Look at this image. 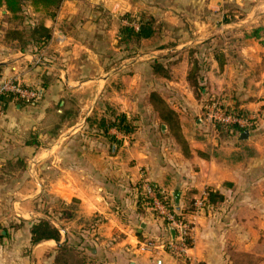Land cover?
<instances>
[{"label": "crops", "instance_id": "crops-1", "mask_svg": "<svg viewBox=\"0 0 264 264\" xmlns=\"http://www.w3.org/2000/svg\"><path fill=\"white\" fill-rule=\"evenodd\" d=\"M255 1L62 0L54 16L40 13L22 21L3 6L0 84L17 78L38 96L33 104L12 99L0 108V184H18L0 186V199L19 196L20 205L49 187L56 197L73 200L78 207L72 222L78 228L81 217L89 222L90 242L103 264H264V0ZM177 6H186V23L206 25L218 20L212 13L200 16L204 9L247 7L246 16L231 25L246 40L241 51L221 68L213 61L208 78L211 90L216 81V93L225 91L251 118L249 127L206 129L199 136L195 130L205 129L204 119L198 100L185 89L187 78L176 83L186 98L174 100L148 82L156 78L151 63L117 61L122 14L176 23L183 20ZM39 23L50 32L43 46L27 41L24 46L23 36H13V30L23 33ZM215 72L220 73L214 77ZM182 102L192 109L181 110L177 103ZM113 112L138 119L133 131L105 133L96 120ZM244 130L247 137L240 139ZM108 134L119 140L116 146ZM145 184L160 186L177 208L188 209L193 199L204 202L207 190L222 195L199 211L186 210L191 230L185 259L140 249L144 236L165 231L139 200ZM25 213L30 217L33 211ZM30 225L22 229L27 227L26 234L16 231L22 234L16 248L0 242V264H40L47 244H62L63 237L32 245ZM30 246L32 253H25Z\"/></svg>", "mask_w": 264, "mask_h": 264}, {"label": "rangeland", "instance_id": "rangeland-1", "mask_svg": "<svg viewBox=\"0 0 264 264\" xmlns=\"http://www.w3.org/2000/svg\"><path fill=\"white\" fill-rule=\"evenodd\" d=\"M20 2L21 9L18 12H9V15L13 17L12 19L22 21L26 17L30 19L33 15L40 13L42 15H47L46 10L33 6L31 0H20ZM2 7L3 6H0V9ZM246 8L245 6L242 7V9L224 7L216 10L217 13L221 12L222 16L218 15L214 10L209 9L207 12L206 9H204L199 12L200 16L212 13L210 14V18H213L212 20H218L216 23L213 22L212 24L206 25L203 23H186V6H177L176 10L180 9L179 14L183 20L176 23H168L166 21L154 23L148 21L151 22L155 31L153 35L148 38L140 41L131 40L129 43L124 44L119 40L117 34V46L121 47L122 54L120 53V58L116 60L128 59L127 61L132 60L133 62L151 63V66L156 70L157 79L149 77L148 82L150 83L151 80L153 82L155 81L156 83L153 86L157 87L159 92L164 94H167L168 91L171 95L169 97L174 98V100L184 101L183 97L186 98V94L180 93L179 91L182 87L176 83H180V79L187 78L184 84H186L188 88L185 87V89L187 93L191 91L195 101L198 100L197 104L200 105L201 112L200 117L203 119L206 116L207 107L212 102L218 100L221 101V103L219 102L218 104L228 111L239 112L247 116L244 113L245 111L234 107L230 101V96H224L223 93L225 91H222L223 93H216L220 91L216 88V81H214L215 89L211 90V88H209L208 78V71L213 61L218 63V60H221L223 64L230 63L238 52L241 51V47L246 40L243 39L244 37L236 35L237 33L235 31L237 30L231 29V25L233 24L232 22L246 16ZM262 9L263 7L260 8V10ZM175 13L177 14L178 10L175 11ZM235 15H237V18ZM121 16V25H131L134 28H137L139 21H146L145 18H140L137 15L122 14ZM121 25L117 32H119ZM21 40L26 41L27 39L24 36ZM129 66L130 64L126 67L128 68ZM192 67L193 74H195L194 76L198 83L197 87L192 86L188 77H186V73L188 75ZM219 73L220 72H215L213 76L216 77ZM177 105L182 106L184 109L181 110L183 111H186L188 108L192 109L189 104L184 102L177 103ZM127 118L133 126L136 125L135 121H138V119H133L132 116ZM203 127L205 128L204 130L196 129L195 134L202 136L206 129H213L215 132H218L217 130H219V128L226 129L223 125L214 124L213 126L209 121L205 120H203ZM155 128H159V123L155 125ZM2 185L5 188L13 189V187H16L18 184L7 182L0 184V186ZM49 189L50 188L47 187V191L41 192L39 198L22 199L23 201L20 205L18 203L20 200L19 196L0 199V228L1 230L4 228L6 232H8V236L2 238L0 242L9 241V248H16L15 246L19 243H15V241L22 239V234L20 236H16V234H18V232H25L26 234V226L28 223L30 224L39 218H44L53 225L58 226V228H63L60 232L61 238H63L61 247L55 244L52 246L49 244L46 245V250L43 249L45 250L44 254L41 256V260H39L40 264H103V262L99 261L101 257L100 251L95 249L93 243L90 242L91 236L87 232L89 222L86 223L84 217H81L77 220V222L82 224L80 228H78L76 222H72L73 219L76 218L75 210L78 207L77 203L73 200L70 202L62 200L56 197L54 193L49 192ZM142 196L144 197L145 195ZM194 201L193 199L188 202L187 207L196 210ZM143 203H145L144 205L147 204V202ZM146 206H148L152 215L163 223L160 215L148 204ZM27 211H33L30 217L29 214L25 213ZM182 211L185 218L184 220L187 221L186 205L183 207ZM24 225H26L25 230L22 231ZM18 228L19 230H17ZM165 235L166 231H164V235L161 236L163 237ZM149 236L156 237V235L148 234L144 236L143 239ZM92 248L95 249V251H92ZM31 249V246L29 248L27 247L25 253H32ZM33 256L36 261V253ZM176 257L185 259V257Z\"/></svg>", "mask_w": 264, "mask_h": 264}, {"label": "trees", "instance_id": "trees-1", "mask_svg": "<svg viewBox=\"0 0 264 264\" xmlns=\"http://www.w3.org/2000/svg\"><path fill=\"white\" fill-rule=\"evenodd\" d=\"M62 0H31V3L33 6L36 8H42L46 10V13L48 16H54L56 9L59 7L60 3ZM0 6H5L6 9L10 13H16L21 9V2L20 0H0ZM137 28H134L131 25H121L119 32H118V37L119 40L127 44L131 40H136L140 41L142 39L148 38L153 35L154 33V28L151 24V22L148 21H139L138 22ZM14 37H26V41L28 43H37L40 46H43L44 44L47 43V41L50 38V32L47 27H44L42 24H36V25H29L27 29H25L22 33L18 30H13L12 31ZM21 34V35H20ZM26 41H24V46H26ZM217 59V58H216ZM218 65L220 68L223 65V61L218 60ZM195 74H193V67L190 69L188 72V80L190 81V84L194 87H197L198 83L197 80L195 79ZM12 99H19L16 97V95L12 93H4L0 94V108H4L5 104L8 103V101ZM98 125L105 130H108V128H114L117 131H120L122 133H130L133 131L134 126L132 123L128 120L127 116L124 113H119V114H111L110 118H102L99 120H96ZM93 121V123H96ZM224 128H219V130H222ZM225 130L231 131V130H237L235 127H228ZM109 141L112 142V145L116 146L119 140H117L116 136L114 134H108ZM151 187L155 191L157 197L162 201L168 208L171 210L175 211L176 217L180 219H185L184 214H183V208H177L175 207L174 203L171 200V196L167 194L160 186L156 184H151ZM222 195L219 194L217 191L213 190H207V197L205 201L203 202V207H206L208 204H212L216 202L217 200H221ZM140 201L142 202H147V204L150 206L149 202L150 199L146 198L145 196H140L139 198ZM146 204V205H147ZM190 209V208H188ZM186 209V210H188ZM192 210V208L190 209ZM163 225H166L165 220H163ZM1 230V228H0ZM30 243L36 244L40 241L47 240V239H53L56 242L60 241L61 238V233L60 229L50 223L48 220L44 218H39L36 221H33L30 226ZM8 236V232L3 228L0 231V240ZM59 247H61V244H58Z\"/></svg>", "mask_w": 264, "mask_h": 264}, {"label": "built area", "instance_id": "built-area-1", "mask_svg": "<svg viewBox=\"0 0 264 264\" xmlns=\"http://www.w3.org/2000/svg\"><path fill=\"white\" fill-rule=\"evenodd\" d=\"M37 89L33 87L25 86L17 78L9 77L2 81L0 84V94L12 93L19 99L28 104H33L37 99ZM221 101H214L208 107L206 111L205 121H209L213 126L214 124L223 125L226 128H246L251 125V118L244 116L239 112L228 111L221 107L218 103ZM144 195L149 198L150 207L155 210L162 220H165L166 225L164 229L166 231L165 236L154 237L149 236L143 239L140 243V249L142 251L149 249H161L172 255L185 257L190 247V225L189 222L176 217L175 211L171 210L157 197L155 191L151 187V184H145ZM202 198L194 202L196 211H199L202 207ZM170 228L175 231L174 237L170 233Z\"/></svg>", "mask_w": 264, "mask_h": 264}, {"label": "water", "instance_id": "water-1", "mask_svg": "<svg viewBox=\"0 0 264 264\" xmlns=\"http://www.w3.org/2000/svg\"><path fill=\"white\" fill-rule=\"evenodd\" d=\"M247 133H248V130H244L241 134H240V139H244L247 137ZM174 198H175V202L178 203V198H179V195H178V192H173L172 193ZM170 233L172 235V237H174L175 235V231L173 228H170Z\"/></svg>", "mask_w": 264, "mask_h": 264}]
</instances>
